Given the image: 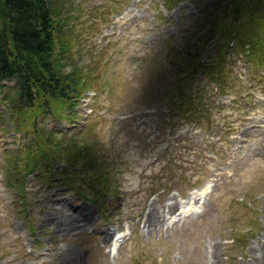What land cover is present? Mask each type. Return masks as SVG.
<instances>
[{
	"label": "rangeland",
	"instance_id": "rangeland-1",
	"mask_svg": "<svg viewBox=\"0 0 264 264\" xmlns=\"http://www.w3.org/2000/svg\"><path fill=\"white\" fill-rule=\"evenodd\" d=\"M186 1L162 20V0H64L55 42L70 63L61 71L87 78L70 120L59 103L51 117L7 111L11 83L2 84L0 264H264V52H251L264 48L263 14L233 9L229 0L225 9ZM213 20L248 42H225L218 31L200 53L184 48L190 36L201 45L197 36ZM184 57L205 73L191 68L192 78H181ZM195 107L197 122L183 120L179 111ZM48 134L61 149L56 155L44 144ZM71 143L88 149L90 168L81 157L71 165L52 160ZM45 154L48 165L20 178ZM93 171L105 185L96 182L95 193L60 179ZM9 181L23 182L21 197ZM191 197L198 203L183 213Z\"/></svg>",
	"mask_w": 264,
	"mask_h": 264
},
{
	"label": "trees",
	"instance_id": "trees-1",
	"mask_svg": "<svg viewBox=\"0 0 264 264\" xmlns=\"http://www.w3.org/2000/svg\"><path fill=\"white\" fill-rule=\"evenodd\" d=\"M162 1L164 7L167 9L174 6L170 0ZM214 1L218 2L217 8L222 7L225 9L227 7V4L222 3V0ZM234 2L228 1L231 8L238 9L241 5L244 12L248 11V13H250V9L252 10L253 7H255L257 12L263 14H261L262 17L260 21L264 23V0H241V2L237 3L239 5ZM63 6L64 0H0V87H2L4 83H11V86H9L11 89L3 99L7 111L15 110L18 113L20 110H29L30 112L44 114L45 117L49 115L51 117V114H53L51 113L52 105L59 103L61 107H63V112L67 115L66 119L70 120L71 115H73L74 118L73 109L78 99L81 97V89L85 90L83 86L86 85L87 78L82 72L71 71L65 74V71H61L62 62L70 63V56L62 57L61 51L64 50L62 48H57L55 42L57 33L62 29L61 24H57L55 18L60 14ZM208 6L209 7H207L204 12L205 16L211 14L210 11H212L211 9L214 8L213 6L215 5L211 3L210 5L208 4ZM200 12L203 13V10H200ZM201 25L208 26L206 21H203ZM222 27L215 25L213 20L206 31L204 29L200 30L201 35L197 36L201 45H196L191 36L189 40L184 39V43L182 44L181 42L180 44L185 46L184 48L190 50L192 54H198L201 50H204V47L210 40L216 38L215 32L218 31L217 35L224 37L225 42H227L228 38L235 36L240 38L241 41L239 42H248L247 37H240L237 32L232 31L233 34H231L232 32L229 31L226 34L225 29L220 30ZM203 36L206 37L202 38ZM259 40L264 42V30ZM251 52H254L255 57L256 55L262 57L261 53L264 52V48L257 49L253 46ZM251 59L255 60L254 58ZM177 66V74H184V78H192L189 74L191 68L194 74L198 70L203 73L206 71L204 67H201L200 62L195 61L194 63L191 58L188 59L186 57H184V62H178ZM81 69H85V67ZM207 78L215 83L218 77L208 72ZM187 110L189 109L186 108V115L190 116ZM182 114H184V111ZM32 118L35 120L33 115ZM57 134H59V136H66L64 133L58 132ZM77 136L79 135H75L71 138L66 137L70 141H73ZM44 142H46L44 143L45 145L52 147L51 150L55 155L58 154L56 153L57 151L61 152V149L55 143L53 135L48 134ZM71 144V149H68V146L63 149L65 152L52 160H64L65 163L66 160H68L69 165H71V160L81 157V159L84 160L82 166L90 168L91 164L87 158L89 156L88 149L82 145L79 148H74L75 145L73 143ZM16 151L17 150H15V152ZM3 154L7 159V165L11 167L8 159L10 155L8 153ZM49 159L51 158L45 154L37 160V164L31 161V166L26 167L29 169L20 178L24 179L25 175H29L34 171L40 172L36 169L38 165L40 163L48 165ZM51 171L52 172L49 173L50 176L57 174L54 169ZM102 177L103 175L101 173L93 171L90 177H84L78 174L77 177L68 178V181H66L67 177H61L60 179L71 188L74 186L73 183L71 184L72 179H76V181H78L77 184H79V182L82 185L86 184L87 188L92 190L94 188L95 191L93 192L95 193L99 192V189L94 186L96 182L101 181V184L99 183L100 187H105L102 183ZM9 182H13L12 186ZM9 182H7V184L5 183L6 187L14 186L16 192H18L21 197L23 182ZM100 195L104 197L103 193L97 194V196Z\"/></svg>",
	"mask_w": 264,
	"mask_h": 264
},
{
	"label": "bare ground",
	"instance_id": "bare-ground-1",
	"mask_svg": "<svg viewBox=\"0 0 264 264\" xmlns=\"http://www.w3.org/2000/svg\"><path fill=\"white\" fill-rule=\"evenodd\" d=\"M130 13H131V11L126 12V15H128ZM202 188H204V187H202ZM196 203H198V199L191 197V198L188 199V202L184 203L179 208H181L182 212H185L189 208H191L192 206H194ZM185 204L187 206L186 208H185ZM166 206H171L173 208V210H174V208H176V206H177V203H174L172 205H166ZM168 211H170V208H168ZM154 221H155L154 220V216L153 217L149 216L148 219H147L148 225H152L154 223Z\"/></svg>",
	"mask_w": 264,
	"mask_h": 264
}]
</instances>
